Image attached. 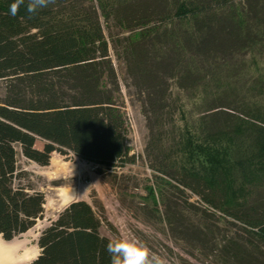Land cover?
<instances>
[{
  "label": "trees",
  "instance_id": "obj_1",
  "mask_svg": "<svg viewBox=\"0 0 264 264\" xmlns=\"http://www.w3.org/2000/svg\"><path fill=\"white\" fill-rule=\"evenodd\" d=\"M11 3L0 0L1 239L44 212L18 153L40 166L72 154L100 174L132 161L112 45L142 99L146 153L203 206L183 196L168 204L172 232L218 264H264V0H56L31 18L24 7L10 15ZM173 85L200 105L194 134L169 147ZM101 227L89 204L71 203L41 232L30 264H111Z\"/></svg>",
  "mask_w": 264,
  "mask_h": 264
},
{
  "label": "rangeland",
  "instance_id": "obj_2",
  "mask_svg": "<svg viewBox=\"0 0 264 264\" xmlns=\"http://www.w3.org/2000/svg\"><path fill=\"white\" fill-rule=\"evenodd\" d=\"M101 23L107 39L109 40L110 35L116 38L120 30L107 25L103 20ZM110 59L120 86L119 104L126 118L132 161L124 167H118L113 173L100 174L97 166L72 154L53 152L49 164L40 166L18 153V170L27 174L23 184L30 186L33 191L41 192L47 206L42 217L29 232L14 239L26 249L40 253L37 241L41 232L68 207L67 197L71 189H74L75 194L81 195L74 202H86L102 220L101 235L109 239L123 237L145 241L151 251L162 257L167 264H218L212 257L205 255L204 250L178 239L168 225V204L181 205L177 199L182 200L184 197L190 204L198 205L196 207L200 210L203 206L189 192L180 195L172 187L173 184L168 183V179L157 171L152 158L146 153L149 130L142 111V99L127 78L123 63L115 54L112 45ZM254 67L257 70L256 65ZM4 87L5 82L0 80V99L3 97ZM170 93L177 108L174 113L176 128L174 132L168 131L166 142L163 141L169 147L178 142L182 144L189 132L194 134L190 125L198 117L200 105L198 99H191L174 85ZM211 146L212 144L209 145V150ZM35 147L41 150L43 142L37 140ZM202 154L196 160L204 163ZM190 218L193 219V215ZM35 226L41 227V231H32ZM37 233L39 235L34 239Z\"/></svg>",
  "mask_w": 264,
  "mask_h": 264
},
{
  "label": "clouds",
  "instance_id": "obj_3",
  "mask_svg": "<svg viewBox=\"0 0 264 264\" xmlns=\"http://www.w3.org/2000/svg\"><path fill=\"white\" fill-rule=\"evenodd\" d=\"M56 0H13L10 4L9 13L17 16L21 7H24L29 18L40 10L55 4ZM77 195L71 191L68 194V204L71 205ZM107 252L111 256V264H167L159 255L153 253L145 241L138 238H112L107 244Z\"/></svg>",
  "mask_w": 264,
  "mask_h": 264
},
{
  "label": "bare ground",
  "instance_id": "obj_4",
  "mask_svg": "<svg viewBox=\"0 0 264 264\" xmlns=\"http://www.w3.org/2000/svg\"><path fill=\"white\" fill-rule=\"evenodd\" d=\"M46 206L47 204L44 205V208ZM32 231H41V227L35 226ZM38 235L37 233L34 239H37ZM38 255V251L26 249L22 243L17 242L15 239L6 242L0 237V264H30Z\"/></svg>",
  "mask_w": 264,
  "mask_h": 264
},
{
  "label": "water",
  "instance_id": "obj_5",
  "mask_svg": "<svg viewBox=\"0 0 264 264\" xmlns=\"http://www.w3.org/2000/svg\"><path fill=\"white\" fill-rule=\"evenodd\" d=\"M11 241V240H10ZM10 241H7V242H10Z\"/></svg>",
  "mask_w": 264,
  "mask_h": 264
}]
</instances>
